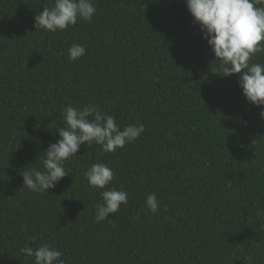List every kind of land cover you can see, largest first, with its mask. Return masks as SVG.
Returning a JSON list of instances; mask_svg holds the SVG:
<instances>
[{
	"label": "trees",
	"instance_id": "16d2710c",
	"mask_svg": "<svg viewBox=\"0 0 264 264\" xmlns=\"http://www.w3.org/2000/svg\"><path fill=\"white\" fill-rule=\"evenodd\" d=\"M93 3L91 22L53 33L34 23L54 0H0V264H34L26 243L52 245L65 264H264V108L239 74L222 76L186 0ZM73 43L86 46L77 61ZM87 105L145 131L113 153L82 145L49 194L23 188L64 109ZM93 163L114 173L103 190L129 193L111 221L94 218Z\"/></svg>",
	"mask_w": 264,
	"mask_h": 264
},
{
	"label": "clouds",
	"instance_id": "9594fccd",
	"mask_svg": "<svg viewBox=\"0 0 264 264\" xmlns=\"http://www.w3.org/2000/svg\"><path fill=\"white\" fill-rule=\"evenodd\" d=\"M186 7L221 63L222 76L239 74V87L247 102L264 108V63L251 62L253 56L264 53V0H186ZM95 13L93 0H54L35 17L34 27L55 33L75 26L78 20L91 22ZM85 54L83 44L73 43L67 49L70 61ZM260 118L264 120V110ZM60 119L63 127L56 129L59 139L43 152L42 168L27 166L21 173L23 188L29 191L49 194L68 176L65 161L77 157L82 145H99L104 152L113 153L135 142L145 131L140 123L121 129L114 116L102 113L95 105L68 106ZM83 176L90 187L103 190L113 181L114 173L104 163H93ZM100 196L101 202L94 205L96 223L111 221L110 215L127 205L129 193L112 187L101 191ZM144 204L150 214H157L160 203L155 193L148 194ZM257 215H264V211L258 210ZM21 251L26 258H33L34 264H65L63 253L50 244L32 248L26 243Z\"/></svg>",
	"mask_w": 264,
	"mask_h": 264
}]
</instances>
